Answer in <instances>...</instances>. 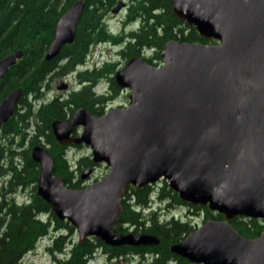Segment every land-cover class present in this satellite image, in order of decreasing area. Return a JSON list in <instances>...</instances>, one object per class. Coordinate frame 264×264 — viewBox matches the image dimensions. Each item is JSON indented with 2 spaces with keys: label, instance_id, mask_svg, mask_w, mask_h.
Segmentation results:
<instances>
[{
  "label": "water",
  "instance_id": "95a60500",
  "mask_svg": "<svg viewBox=\"0 0 264 264\" xmlns=\"http://www.w3.org/2000/svg\"><path fill=\"white\" fill-rule=\"evenodd\" d=\"M123 4L117 1L110 11ZM82 5L77 0L59 16L45 59L72 42ZM171 12L214 43L168 40L157 66L130 58L113 74L115 85L127 90L126 106L97 116L80 107L67 120H52L59 144L86 146L91 162L107 170L70 189L53 174L52 158L34 145L35 192L72 226L78 244L94 237L110 246L153 245L158 238L151 234L112 227L128 185L137 189L162 179L182 202L222 215L201 222L169 251L194 264H264V227L246 238L229 223L243 217L264 225V0H171ZM20 56L13 51L0 58V79ZM55 88L66 84L58 79ZM19 96L16 88L0 101V126Z\"/></svg>",
  "mask_w": 264,
  "mask_h": 264
},
{
  "label": "trees",
  "instance_id": "16d2710c",
  "mask_svg": "<svg viewBox=\"0 0 264 264\" xmlns=\"http://www.w3.org/2000/svg\"><path fill=\"white\" fill-rule=\"evenodd\" d=\"M75 1L0 0V58L13 51L21 53L0 79V101L8 92L20 89L12 114L0 126V264H24L23 256L50 230L57 234L45 249L64 251L59 261L63 264H85L99 250L109 258L128 260L126 264H194L172 253L168 247L195 229L189 216H201L200 222H203L221 220L222 215L206 206L182 202L162 179L137 189L128 185L120 199L122 210L112 227L115 233L151 234L158 238V243L153 245L110 246L94 237L85 238L81 244L71 242L69 236L58 233H70L72 226L58 220L35 192L39 168L30 157V148L34 145L41 146L52 158L53 174L70 189L83 187L80 174L96 167L85 154L70 161L67 150L84 145L59 144L52 135L50 122L67 120L80 107L91 115H101L105 100H109L108 93L113 95L122 90L113 81L117 62L103 61L89 70L77 72L75 76L82 84L76 91L71 90L64 96H45L53 90L50 81L82 64L91 46L117 44L116 55L120 59L139 57L156 66L161 62L160 51L168 40L214 43L178 20L171 12V0H121L125 2V10L118 21L120 27L135 25L124 35L123 31H109L105 22L118 0H82L73 41L63 45L54 57L45 59L57 19ZM103 79L106 80L105 92L94 93V83ZM153 197L164 203L167 211L184 208L185 217H165L156 209H150ZM229 223L246 238L256 237L264 227L260 219L243 217L232 218Z\"/></svg>",
  "mask_w": 264,
  "mask_h": 264
},
{
  "label": "rangeland",
  "instance_id": "374dc122",
  "mask_svg": "<svg viewBox=\"0 0 264 264\" xmlns=\"http://www.w3.org/2000/svg\"><path fill=\"white\" fill-rule=\"evenodd\" d=\"M124 14V11L119 12L117 14H107L106 15V26L107 28L116 33V32H121L122 35H124V33L126 32V30L129 29H134L135 25L134 23H131L129 25H127L125 28H121L120 27V22H118L122 16ZM118 50V46L117 44H111V43H100V44H96L91 46L85 57H84V61L82 64H79L78 66H75L73 68L72 71L64 74L61 78L63 79V81H65L67 83V89L66 90H58L55 89L54 87V82L55 79L51 80L50 83L53 86V90H50L49 92H46L45 96H47L48 98H50L53 95H57V96H64L67 92L73 90L76 91L79 86L82 84L78 82L75 74L77 72H83L85 70H89L91 68H93L94 66L100 64L103 61H110V62H114L116 61L117 64L115 65L114 70L119 69L124 63V59H120L117 55H116V51ZM157 66V65H156ZM94 88V93H101V92H105L106 89V80H98L94 83L92 89ZM111 93V92H110ZM109 100H105L104 102V107H103V113L109 108V107H118V106H124L126 105L127 101L126 98H124L126 96V91L125 90H118L116 92V94H109ZM107 101V102H106ZM95 102V101H93ZM96 103H93V106ZM102 113V114H103ZM80 132V128H76V131L74 132V135H77ZM67 155H68V159L70 161H73L75 158H77L78 156H81L83 154L85 155H89V150L88 148H86L85 146H80L79 148H75L72 151L71 150H67ZM106 168L104 164H97L96 167L91 170V172L89 173V175L83 179L82 181V185H86L88 183H90L91 181L94 180H98L99 178H101L105 173H106ZM78 175V173L76 174ZM81 185V186H82ZM24 193V192H23ZM19 196L22 195V193H18ZM164 203H160L157 202L155 200V198L153 197L152 202L150 203V209H156V211L165 216L168 217L169 215H173L174 217H185V210L182 207H176L173 208L171 211H167L164 209L163 206ZM148 208V209H149ZM146 209V210H148ZM191 219H188L190 222L194 221V227H198L200 222V217L201 216H197V215H193V216H189ZM56 232L53 230H50L44 237L40 238L34 245V247L32 248V250L28 251L22 258V261L24 264H61L60 259L63 257V253L64 251H62L63 253H59L58 250L56 249H51V251L46 250L45 248L47 246L50 245V241L51 238L53 236H56ZM58 234H65L66 236L70 237V241H76L77 237H76V233L73 231H71L70 233L66 232V231H62ZM99 251L95 252V255L91 258L92 260L90 262H88L89 264H115L116 261L115 260H111V261H107L104 260V257H102L100 255L101 251L98 253ZM98 254V255H97ZM135 262V260H134ZM133 262V263H134ZM120 264H124V263H120ZM130 264V263H128Z\"/></svg>",
  "mask_w": 264,
  "mask_h": 264
},
{
  "label": "flooded vegetation",
  "instance_id": "af4514ba",
  "mask_svg": "<svg viewBox=\"0 0 264 264\" xmlns=\"http://www.w3.org/2000/svg\"><path fill=\"white\" fill-rule=\"evenodd\" d=\"M124 2V1H123ZM125 10V2H124V4H123V6H122V8L117 12V13H119V12H122V11H124ZM110 14H111V12H110ZM73 41V40H72ZM70 44V43H69ZM74 134V133H73ZM99 252H100V250H99ZM98 252V253H99ZM98 255V254H97ZM100 255L102 256V257H104V260H107L108 262L109 261H111V260H115L116 261V263L115 264H120L121 262L122 263H124V264H126V262L128 261V260H126V259H123V258H109V257H107L103 252H101L100 253ZM92 257H93V255H92ZM93 259V258H92ZM91 258L85 263V264H89L88 262H90L91 260H92ZM129 261H131V260H129ZM61 264H63V263H61ZM109 264V263H108Z\"/></svg>",
  "mask_w": 264,
  "mask_h": 264
}]
</instances>
